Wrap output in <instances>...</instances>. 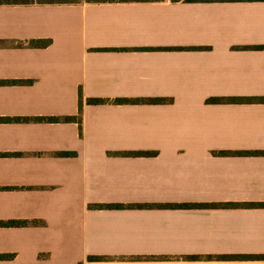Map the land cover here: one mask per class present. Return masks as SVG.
<instances>
[{"label": "crops", "instance_id": "1", "mask_svg": "<svg viewBox=\"0 0 264 264\" xmlns=\"http://www.w3.org/2000/svg\"><path fill=\"white\" fill-rule=\"evenodd\" d=\"M212 97H264V1L0 5V264H264L206 257L264 207L167 206L264 203V102Z\"/></svg>", "mask_w": 264, "mask_h": 264}, {"label": "trees", "instance_id": "2", "mask_svg": "<svg viewBox=\"0 0 264 264\" xmlns=\"http://www.w3.org/2000/svg\"><path fill=\"white\" fill-rule=\"evenodd\" d=\"M82 1L86 2H155V1H164V0H0V5H15V4H65V3H79ZM173 2L187 1V2H233V1H264V0H171ZM52 40H33L31 43L34 46L45 47L48 46ZM9 82V81H8ZM15 82V81H10ZM258 100V101H255ZM89 104H104V103H170L173 100L171 98H135V99H103V98H88ZM209 103H238V102H264V97L261 98H250V97H212L207 100ZM83 103L84 95L80 89V110L78 116L66 117L67 120H77L79 123L80 134L82 135L83 130ZM39 120H58L57 117L49 118H38ZM255 153H264V152H255ZM140 154H152V153H140ZM171 207L179 208H189V207H223V206H233V207H264V203H250V204H178V205H167ZM93 208L98 209H113V208H127V207H154V205H124V204H94ZM163 207V206H162ZM19 221H9L5 224L7 225H16L20 224ZM207 258H220V259H240V258H264V255H220V256H206ZM132 258H143V256H136ZM149 258V257H147ZM188 259H200L204 258L199 255H188L185 256ZM90 261H104L113 259L111 256H89Z\"/></svg>", "mask_w": 264, "mask_h": 264}]
</instances>
